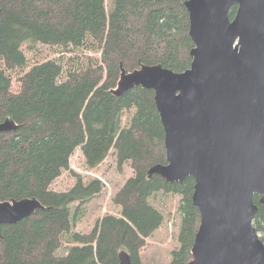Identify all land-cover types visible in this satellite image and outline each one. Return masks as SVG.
<instances>
[{"label":"trees","instance_id":"obj_1","mask_svg":"<svg viewBox=\"0 0 264 264\" xmlns=\"http://www.w3.org/2000/svg\"><path fill=\"white\" fill-rule=\"evenodd\" d=\"M187 1L0 0V122L19 126L0 134V203L38 206L29 218L3 226L0 264H143L147 239L165 222L152 203L160 195L179 198V247L171 264L192 261L201 223L195 180L169 184L149 176L167 164L155 92L137 87L115 94L122 68L190 69L195 46ZM237 12L235 6L231 20ZM25 44L59 49L60 57L30 66ZM78 149L89 171L114 150L119 167L128 165L134 174L113 198L119 215L98 219L88 234L74 228L104 184L77 176L68 191L53 189ZM260 200L254 197V226L264 242Z\"/></svg>","mask_w":264,"mask_h":264},{"label":"water","instance_id":"obj_2","mask_svg":"<svg viewBox=\"0 0 264 264\" xmlns=\"http://www.w3.org/2000/svg\"><path fill=\"white\" fill-rule=\"evenodd\" d=\"M186 8L195 46L190 69L122 68L115 94L137 87L155 92L167 164L149 176L169 184L195 180L201 223L188 264H264L254 226L255 196L264 207V0H189ZM18 128L0 122V134ZM37 208L29 200L0 203V238L3 226Z\"/></svg>","mask_w":264,"mask_h":264},{"label":"rangeland","instance_id":"obj_3","mask_svg":"<svg viewBox=\"0 0 264 264\" xmlns=\"http://www.w3.org/2000/svg\"><path fill=\"white\" fill-rule=\"evenodd\" d=\"M106 1L110 6V0ZM23 48L30 66L49 60H58L60 57L59 49L56 48L29 44H25ZM70 166V170L64 172L54 183L55 191L66 192L74 187L78 182L77 176L87 184L92 180H99L104 184L103 193L83 207L84 215L74 228L79 233L88 234L93 230L98 219L107 215H119L120 210L114 206L113 198L134 174L128 165L119 167L114 150L99 168L89 171L82 152L78 149L71 159ZM152 203L165 214V222L152 237L147 239V246L141 251L140 257L143 264H171V253L179 247L176 241V235L180 229L179 198L171 199L169 196L160 195ZM75 205L72 207L73 211Z\"/></svg>","mask_w":264,"mask_h":264}]
</instances>
